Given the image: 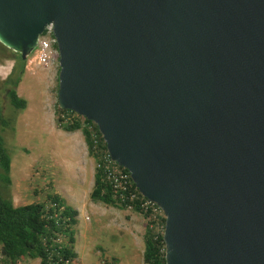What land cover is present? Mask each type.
Returning <instances> with one entry per match:
<instances>
[{"label": "water", "instance_id": "1", "mask_svg": "<svg viewBox=\"0 0 264 264\" xmlns=\"http://www.w3.org/2000/svg\"><path fill=\"white\" fill-rule=\"evenodd\" d=\"M56 103L164 217L165 264H264V0H0L25 60L47 24Z\"/></svg>", "mask_w": 264, "mask_h": 264}, {"label": "rangeland", "instance_id": "2", "mask_svg": "<svg viewBox=\"0 0 264 264\" xmlns=\"http://www.w3.org/2000/svg\"><path fill=\"white\" fill-rule=\"evenodd\" d=\"M14 64L12 59L0 61V110L10 119L9 125L0 127L10 156V180L8 184L0 180V194L10 196L13 205H22L41 201L50 191L63 195L62 186L75 188L79 212L71 228L76 253L72 264H143L142 239L137 235L143 219L129 208L122 211L90 200L94 161L86 153L82 133L63 131L55 120L57 66L43 68L25 59L15 90L26 105L18 110L9 105L2 84ZM126 225L131 232H126ZM19 264H37V259Z\"/></svg>", "mask_w": 264, "mask_h": 264}, {"label": "trees", "instance_id": "3", "mask_svg": "<svg viewBox=\"0 0 264 264\" xmlns=\"http://www.w3.org/2000/svg\"><path fill=\"white\" fill-rule=\"evenodd\" d=\"M5 59H12L15 62L8 75L2 80L5 94L13 109L22 110L25 108L26 101L16 94L15 88L24 71L25 60H21L18 53L0 44V61ZM56 112L55 120L58 126L67 132L80 130L87 155H90L94 162L98 161L99 156L92 148L93 139H95L98 151L106 152V149L95 124L74 112L59 109L57 106ZM9 123L10 119L3 117L0 110V127H6ZM90 133L94 135V138H91ZM9 170L10 156L0 134V180L3 184L9 183ZM129 190L135 192L137 198L121 199L119 192L111 187L101 169L94 167L92 187L88 194L90 200L120 209L129 208L139 214L144 223L141 253L143 264H165L164 244L161 237L164 217L162 214L152 217L150 211L144 210L140 203L145 198L140 195L132 182H130ZM52 213H58L59 219L52 218ZM75 216L76 210L51 191L47 192L41 201H32L22 205H13L10 196L0 194V264H19L20 261L30 258L38 259V264H43L45 251L43 239H48L52 232L60 227L61 218H66L68 219L66 230L71 246L74 241L71 228L76 223ZM156 224L159 229H156ZM65 253L75 257L72 246L71 250Z\"/></svg>", "mask_w": 264, "mask_h": 264}, {"label": "built area", "instance_id": "4", "mask_svg": "<svg viewBox=\"0 0 264 264\" xmlns=\"http://www.w3.org/2000/svg\"><path fill=\"white\" fill-rule=\"evenodd\" d=\"M57 60L58 53L56 42L52 32V25L49 23L43 27L42 32L37 36L35 47L26 57V61L28 63L39 65L43 68H49L52 66H57ZM90 136L91 138H94L92 133H90ZM93 142V151L99 156V160L94 162V167L101 169L105 179L116 192H119L121 199H136L137 195L135 192L129 190L130 182L132 181L128 171L111 160L107 151H98L96 148L97 144L95 139H93ZM140 204L144 210L150 211L149 213L152 217L162 214L160 209L153 202L147 199L143 200ZM51 217L59 219L58 213H52ZM67 220L68 219L66 218H61L60 227L53 231L48 239H43L42 243L45 247L43 264L73 263L74 257L70 256L68 253H65V251L71 250L69 234L66 230ZM155 227L156 229H159L157 224Z\"/></svg>", "mask_w": 264, "mask_h": 264}, {"label": "crops", "instance_id": "5", "mask_svg": "<svg viewBox=\"0 0 264 264\" xmlns=\"http://www.w3.org/2000/svg\"><path fill=\"white\" fill-rule=\"evenodd\" d=\"M75 154V153H74ZM63 195H60L59 193L55 192V191H51V192H54L56 193L58 196H60L62 199H64L65 203L67 205H69L67 203V201L65 200V198L67 200H69V202L72 203L73 207L71 206L73 209L76 210V216L75 218H77L78 216V212H79V191H76L75 188H70L68 186H62L61 190H59ZM117 209H120V208H117ZM122 211H125L124 209H120ZM139 215V214H138ZM110 215H108L107 217H109ZM140 216V215H139ZM125 217V215H124ZM142 218V217H141ZM128 226V225H126ZM129 226L128 228L126 229V232H131V228L129 229ZM143 231H144V223L143 221L141 222V226H139L138 230H137V235H140L141 236V239H142V235H143ZM117 232H119V234H123V230L121 228H118ZM74 251V250H73ZM75 253V252H74ZM76 254V253H75ZM112 257H114V260L117 259V257L115 258V255H111ZM128 257L130 258V256L128 255ZM38 259H37V264H38Z\"/></svg>", "mask_w": 264, "mask_h": 264}, {"label": "clouds", "instance_id": "6", "mask_svg": "<svg viewBox=\"0 0 264 264\" xmlns=\"http://www.w3.org/2000/svg\"><path fill=\"white\" fill-rule=\"evenodd\" d=\"M72 251H73V249H72ZM74 252V251H73Z\"/></svg>", "mask_w": 264, "mask_h": 264}]
</instances>
